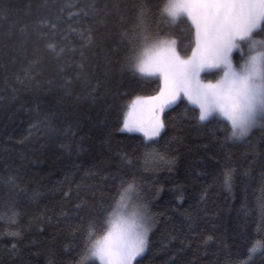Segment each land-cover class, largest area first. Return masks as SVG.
I'll return each instance as SVG.
<instances>
[{"label":"trees","instance_id":"trees-1","mask_svg":"<svg viewBox=\"0 0 264 264\" xmlns=\"http://www.w3.org/2000/svg\"><path fill=\"white\" fill-rule=\"evenodd\" d=\"M167 3L0 0V264H95L89 227L129 184L154 218L134 264H264V126L232 138L183 98L151 144L123 126L160 87L135 68L143 36L194 46Z\"/></svg>","mask_w":264,"mask_h":264},{"label":"clouds","instance_id":"clouds-1","mask_svg":"<svg viewBox=\"0 0 264 264\" xmlns=\"http://www.w3.org/2000/svg\"><path fill=\"white\" fill-rule=\"evenodd\" d=\"M164 11L173 22L175 14L186 13L194 27V46L183 55L174 38L143 40L139 60L146 71L138 72L163 74L174 98L183 93L199 113L225 119L232 138L264 124V37L254 35L264 31V0H168ZM205 73L216 75L210 79ZM152 107L149 101L138 102V115L148 118ZM147 215L140 205L119 198L101 233L89 227L93 235L87 258L95 264H133L131 257L142 249L150 230Z\"/></svg>","mask_w":264,"mask_h":264},{"label":"snow or ice","instance_id":"snow-or-ice-1","mask_svg":"<svg viewBox=\"0 0 264 264\" xmlns=\"http://www.w3.org/2000/svg\"><path fill=\"white\" fill-rule=\"evenodd\" d=\"M144 12H145V9L143 7H141L138 10V19L141 21V24L143 23ZM182 14L186 15V13L175 14L173 16L174 20H176L177 16L182 15ZM147 39H148V36L147 34H145L143 36V40H147ZM177 55H179V53H177ZM141 63H143L142 60L137 61V63L135 64L136 70L142 71V72L146 71V69L140 67ZM152 74L154 73L153 72L149 73V75H152ZM159 81H160V87L156 95L146 96V97L137 96L136 99L133 101L132 105L130 106L126 114L124 125H123L124 128L128 129L129 131L136 130V131L142 132L145 137H156L160 134L161 129L164 127V124L161 120V115H160L161 112H163L165 106L173 104L175 101L178 100V98L183 97L184 94L180 93L176 98H174L173 91L169 87L168 80L163 74L159 76ZM141 101H149L153 105L151 113L146 119L141 118L137 112L138 102H141ZM206 119H208V117H206L203 110H201L199 113V120L205 121ZM260 126H264V124ZM233 128H235V125H233ZM247 134L248 133H245L244 136L237 137L236 139H242ZM131 188H132V185L129 184L128 188L123 190L122 194L120 195L121 200L126 199V193ZM140 207L147 210L146 204H140ZM147 220L150 222V230L146 232V239H145V243L142 249L136 255L131 257V261L133 262L136 261L138 257H141L142 254L145 253L147 250L148 243H149V232L151 231L152 225L154 224V218L152 217L150 213H148L147 215Z\"/></svg>","mask_w":264,"mask_h":264},{"label":"rangeland","instance_id":"rangeland-1","mask_svg":"<svg viewBox=\"0 0 264 264\" xmlns=\"http://www.w3.org/2000/svg\"><path fill=\"white\" fill-rule=\"evenodd\" d=\"M181 16H184V17H186L187 18V16L186 15H184V14H182V15H180L179 17H181ZM179 17H177L176 18V20L179 18ZM168 18L169 19H171L169 16H168ZM175 20V21H176ZM171 21L173 22V20L171 19ZM142 57V53L140 54V56H139V58H138V60L140 59ZM234 58L236 59V61L238 62L239 61V59H240V56H239V54H237V53H234ZM139 73V72H138ZM139 74H141V73H139ZM141 75H143L145 78H149V79H151V78H154V79H157L158 81H159V77H158V75H156V74H152V75H149V74H141ZM215 75H216V73H211V74H208V73H205L204 74V76H205V78H215ZM159 83H160V81H159ZM153 96V95H152ZM181 98H183V97H181ZM136 99V98H135ZM135 99H133V101L135 100ZM184 99V98H183ZM133 101H132V103H133ZM132 103H131V105H132ZM190 104H191V102H189ZM130 105V106H131ZM194 106V105H193ZM166 107V106H165ZM195 107H197L198 108V106H195ZM165 109V108H164ZM128 112V111H127ZM163 112H164V110H163ZM163 112H161V120H162V118H163V116H162V114H163ZM127 114V113H126ZM211 117H216V118H220L218 115H213V116H211ZM210 117V118H211ZM220 119H222V118H220ZM207 120V119H206ZM205 120V121H206ZM222 120H224V121H226L225 119H222ZM163 122V121H162ZM227 122V121H226ZM228 123V122H227ZM257 127V126H256ZM163 130H164V127L161 129V132H160V134L163 132ZM135 132H137V133H139L138 131H136V130H134ZM140 134V133H139ZM141 134H142V132H141ZM159 134V135H160ZM143 135V134H142ZM159 135L158 136H156V137H145L144 136V138L146 139V142L147 143H153L155 140H157L158 138H159ZM126 199H127V201L132 205V206H136V205H140V204H143L142 202H140L139 201V199H138V192H136V187L133 185L132 186V188L130 189V190H128V192L126 193ZM148 211V210H147ZM144 254V253H143ZM139 258V257H138ZM138 258H137V260H138ZM135 262V261H134ZM134 262H133V264H134Z\"/></svg>","mask_w":264,"mask_h":264}]
</instances>
